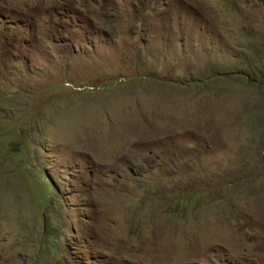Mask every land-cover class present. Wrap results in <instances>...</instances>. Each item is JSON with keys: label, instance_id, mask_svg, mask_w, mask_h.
Masks as SVG:
<instances>
[{"label": "rangeland", "instance_id": "374dc122", "mask_svg": "<svg viewBox=\"0 0 264 264\" xmlns=\"http://www.w3.org/2000/svg\"><path fill=\"white\" fill-rule=\"evenodd\" d=\"M0 264H264V0H0Z\"/></svg>", "mask_w": 264, "mask_h": 264}]
</instances>
